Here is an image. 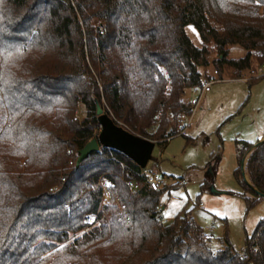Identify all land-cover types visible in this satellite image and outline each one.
<instances>
[{
    "label": "trees",
    "instance_id": "16d2710c",
    "mask_svg": "<svg viewBox=\"0 0 264 264\" xmlns=\"http://www.w3.org/2000/svg\"><path fill=\"white\" fill-rule=\"evenodd\" d=\"M235 45L245 54L228 58ZM210 46L216 74L264 63V0H0V264H264V221L242 251H212L188 210L159 219L161 188L129 192L143 169L122 153L76 165L99 131L96 103L155 144L177 135ZM252 146L242 185L264 195V142Z\"/></svg>",
    "mask_w": 264,
    "mask_h": 264
},
{
    "label": "rangeland",
    "instance_id": "374dc122",
    "mask_svg": "<svg viewBox=\"0 0 264 264\" xmlns=\"http://www.w3.org/2000/svg\"><path fill=\"white\" fill-rule=\"evenodd\" d=\"M185 32L200 46L192 25H186ZM210 51L209 65L200 70L207 80H218L201 96L184 131L154 145L145 170L164 178L158 211L163 223L188 210L203 232L212 235V239H204L212 251L229 245L239 252L256 225L264 221V196H256L242 185L240 160L246 143L255 144L264 137V69L253 62L239 79L226 67L216 74L211 64L216 53L211 46ZM244 54L237 45L228 47V58ZM188 98L186 91L184 99ZM82 112L80 108L78 119ZM246 159L247 154L244 164Z\"/></svg>",
    "mask_w": 264,
    "mask_h": 264
},
{
    "label": "water",
    "instance_id": "95a60500",
    "mask_svg": "<svg viewBox=\"0 0 264 264\" xmlns=\"http://www.w3.org/2000/svg\"><path fill=\"white\" fill-rule=\"evenodd\" d=\"M95 114L99 125L98 134L96 137L90 138L83 147L78 150L76 165L84 160L91 152L98 151L100 148H108L122 153L139 168L145 169L147 163L152 159L151 152L155 142L140 137L124 128L108 115L98 103H96ZM262 142H264V137L253 144L251 149L257 147ZM243 167L244 162H242L241 165L242 176L246 184L251 187L244 174ZM253 190L258 196H264L259 191Z\"/></svg>",
    "mask_w": 264,
    "mask_h": 264
},
{
    "label": "built area",
    "instance_id": "2783aa9c",
    "mask_svg": "<svg viewBox=\"0 0 264 264\" xmlns=\"http://www.w3.org/2000/svg\"><path fill=\"white\" fill-rule=\"evenodd\" d=\"M261 66L264 69V63H262ZM217 80L218 79L211 77V78H209V80L202 81L199 86L192 87L188 90L189 98L187 99V101L191 107L192 113H193L194 109L197 107V105L199 104V100H200L201 96L204 93H206L209 90L210 85ZM186 119H187V117H184L182 119L183 128L181 129L180 133H182L185 129V123L189 124L190 118L187 120ZM142 174L144 175V179L142 181H139V182H137V181H125V185H126V187L130 193L133 194V193H136L142 189H148V190H152V191H156V190L160 189L161 184H162L163 179H164L163 177H161L159 174H155V173L149 175V174H147V171L145 169H143ZM96 185L99 188L100 195H101L100 206L110 204L111 192H110L109 184L107 183V181L100 178V179H98ZM94 221H95V218L93 216H87L85 218V223H87V224H93ZM204 239H206V240L212 239V236L206 234V235H204Z\"/></svg>",
    "mask_w": 264,
    "mask_h": 264
},
{
    "label": "snow or ice",
    "instance_id": "6c2138e0",
    "mask_svg": "<svg viewBox=\"0 0 264 264\" xmlns=\"http://www.w3.org/2000/svg\"><path fill=\"white\" fill-rule=\"evenodd\" d=\"M20 47H22V46H18V47H17V51L20 50ZM166 215H167V213H166ZM60 248H64V245H61Z\"/></svg>",
    "mask_w": 264,
    "mask_h": 264
},
{
    "label": "crops",
    "instance_id": "0c3cea01",
    "mask_svg": "<svg viewBox=\"0 0 264 264\" xmlns=\"http://www.w3.org/2000/svg\"><path fill=\"white\" fill-rule=\"evenodd\" d=\"M205 235L207 234V233H204ZM207 235H210L209 233L207 234ZM212 236V235H211ZM213 238V237H212ZM209 240V239H208Z\"/></svg>",
    "mask_w": 264,
    "mask_h": 264
}]
</instances>
